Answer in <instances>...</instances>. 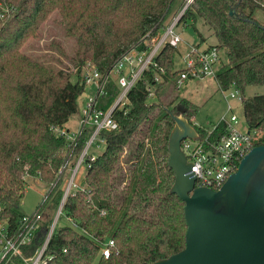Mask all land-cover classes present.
<instances>
[{
  "label": "trees",
  "instance_id": "1",
  "mask_svg": "<svg viewBox=\"0 0 264 264\" xmlns=\"http://www.w3.org/2000/svg\"><path fill=\"white\" fill-rule=\"evenodd\" d=\"M182 9L177 24L191 23L197 30L200 18L214 30L215 45L227 57L217 80L223 89L239 90L248 129L256 131L253 145L264 144V94L245 95L249 86H264V24L258 19L264 0H0V221H7L10 237L25 215L19 208L28 178L38 176L49 185L57 178L67 152V140L57 128L80 113L87 64L106 74L128 50L145 49L143 36L163 32L167 16ZM55 13L77 48L68 55L60 44L51 46L74 70L25 51ZM178 53L171 44L163 46L156 65L128 93V111L115 112L119 127L101 131L106 149L94 159L88 156L87 187L70 195L63 207L76 227L57 226L45 252L54 256L48 264H140L185 247V202L171 191L176 176L169 165L173 114L183 112L201 139L210 142H217L226 126L219 123L211 131L195 124L201 106L168 90L178 87L184 71L176 67ZM157 74L161 81L155 80ZM106 91L100 99L104 109L120 88L111 79ZM63 193L60 185L49 193L23 256H32L44 243ZM110 239L114 245L105 257L101 247ZM14 260L25 264L19 256Z\"/></svg>",
  "mask_w": 264,
  "mask_h": 264
},
{
  "label": "built area",
  "instance_id": "2",
  "mask_svg": "<svg viewBox=\"0 0 264 264\" xmlns=\"http://www.w3.org/2000/svg\"><path fill=\"white\" fill-rule=\"evenodd\" d=\"M185 9V8H184ZM184 9L174 17L173 21L166 26L163 32L153 34L151 31L143 36L145 49L132 48L121 55L112 68L102 74L92 63H88L85 72V82L87 87H94V94L85 101L81 116L74 128L67 126L57 128L59 135L67 140V152L65 160L58 170L56 180L49 185L48 191L44 194V199L31 214H25L18 233L12 237L7 230V221H0V264L11 262L15 264L14 257L19 256L25 264H48L53 259V255L46 256L45 252L48 243L57 228V220L63 213V207L67 198L77 191L85 190L87 187L86 175L90 168L87 161L88 156L94 159L96 155L91 153L93 146L99 147L100 137L103 130H114L119 127L114 115L118 109L128 111L130 103L128 93L136 82L142 77L145 70L155 63V57L166 44H171L176 48L183 42L182 37L175 31L178 21ZM185 67L178 82L180 84L188 78H214L219 86L220 92L227 98L228 90L223 89L217 80L218 64L221 63V51L216 45L202 48L200 44H190L184 56ZM162 72L164 69L161 68ZM114 76V79H112ZM114 81L120 91L114 101L106 109L101 107V97L106 95L107 86L110 80ZM156 81L162 80V75L155 76ZM233 89V88H232ZM230 96L235 97L239 90L234 88ZM149 96L154 95L152 87L149 88ZM228 111H233V106L228 103ZM225 123L226 133L217 142H210L208 138L196 139L186 138L182 141L181 148L185 152L187 159L192 164L189 172L196 178V186H206L219 189L234 173L243 157L254 147L253 138L256 131L249 130L248 126L243 129L242 122L235 113L224 114L217 123ZM215 124L211 131L217 125ZM88 134L82 149H79L84 136ZM85 180V181H84ZM60 185L63 196L59 204L54 220L48 230L44 243L30 257L23 256L22 247L28 244L37 229L44 212L46 198L55 186ZM72 221V220H71ZM73 226L76 227V223ZM114 240L110 239L101 247V254L108 257Z\"/></svg>",
  "mask_w": 264,
  "mask_h": 264
},
{
  "label": "water",
  "instance_id": "3",
  "mask_svg": "<svg viewBox=\"0 0 264 264\" xmlns=\"http://www.w3.org/2000/svg\"><path fill=\"white\" fill-rule=\"evenodd\" d=\"M173 118L171 191L185 202L186 245L167 258L140 264H264V144L254 146L219 189L196 186L181 144L200 133L183 112Z\"/></svg>",
  "mask_w": 264,
  "mask_h": 264
},
{
  "label": "rangeland",
  "instance_id": "4",
  "mask_svg": "<svg viewBox=\"0 0 264 264\" xmlns=\"http://www.w3.org/2000/svg\"><path fill=\"white\" fill-rule=\"evenodd\" d=\"M180 12L181 11H173L171 14H169L165 20V24L167 25V23L173 21L172 17H176ZM258 19L261 23L264 24V11H260L258 13ZM196 27L197 30H195L191 23L186 26H183L182 24H178L176 26L175 31L179 33L183 39V42H181L179 45V48L183 52H186L187 50V43H201L203 46L217 43V38L214 34V30L202 19L199 18L197 20ZM40 34L41 36L38 39L29 40V42L25 46V51L31 52L35 55H42L41 58H43L48 63L56 64L59 67L69 65L71 66V69L74 70L68 59L62 56L55 47L51 46L52 43L60 44L68 55H73L76 52L77 48L75 40L65 35L62 26L58 21L57 13L50 16L44 22L41 27ZM203 38H205V40H203ZM53 56H57L56 58H60L63 63L55 61ZM226 63V53L222 51L221 63L218 64V68L222 67L223 64ZM176 67H185V61L179 53L176 56ZM112 79H114V76H112ZM168 90L173 91V94H179L182 97L184 96L201 106L198 114L193 119V121L199 126L212 128L220 121L221 117L224 114L231 113H235L239 117L240 121L242 122L243 129L247 125L244 116L241 95L239 93H236L235 97H231V91L235 90L234 88H231L227 92V98H225V96L220 92L219 86L214 78H188L184 81V83L180 84L179 87L174 88L173 86H169ZM89 92L90 88L87 87L84 94L80 98V110L82 107V100H84L87 93ZM257 94H264L263 85H252L249 86L245 91V95L247 97ZM153 96H150V98H152ZM228 103L233 106V111H228ZM79 114H76L71 119L70 124L73 126V128L77 126L75 120H78L77 117ZM98 142L100 143V146H93L90 150L91 153L96 156L102 154L106 149V143L104 141L98 140ZM27 183L28 184L26 186L25 196L22 199L19 210L24 214H31L44 199V194L48 191L49 184L44 183L36 177H29ZM63 225H74L72 221L65 216L64 213H62L57 220V226Z\"/></svg>",
  "mask_w": 264,
  "mask_h": 264
},
{
  "label": "crops",
  "instance_id": "5",
  "mask_svg": "<svg viewBox=\"0 0 264 264\" xmlns=\"http://www.w3.org/2000/svg\"><path fill=\"white\" fill-rule=\"evenodd\" d=\"M174 17H175V16L172 17V20H173ZM170 22H172V21H170ZM170 22L167 23V26L170 24ZM190 44H195V45L200 44L202 48L210 47V46H212V45H215V44H212V45L203 46L201 43H187V49H188V45H190ZM178 50H179V54H180V55L183 57V59H184V56H185L187 50H186V52H185V51L183 52L179 47H178ZM89 88H90V92L87 93V95H86V97L84 98V100H82V107H83L85 101L87 100V98H88L90 95L94 94V87L91 86V87H89ZM82 107H81V110H82ZM81 110H80V114H79L78 117H77L78 120H75V123H76V124L78 123V121H79V119H80V116H81ZM70 122H71V120H70ZM70 122L67 124V127H69V128H73V126L70 124ZM194 123H195V122H194ZM195 124H196V123H195ZM75 127H76V126H75ZM35 177L38 178V179H40L38 176H35Z\"/></svg>",
  "mask_w": 264,
  "mask_h": 264
}]
</instances>
